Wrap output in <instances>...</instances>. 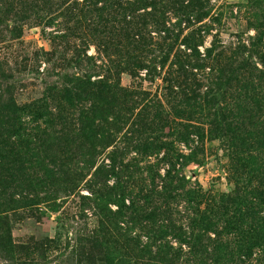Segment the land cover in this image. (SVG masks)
I'll return each instance as SVG.
<instances>
[{
	"label": "rangeland",
	"instance_id": "1",
	"mask_svg": "<svg viewBox=\"0 0 264 264\" xmlns=\"http://www.w3.org/2000/svg\"><path fill=\"white\" fill-rule=\"evenodd\" d=\"M175 1L0 0V71L31 110L20 168L0 170L16 248L0 264H264V187L197 106L241 103L228 61L263 70L264 0H208L198 23ZM88 78L109 88L61 94Z\"/></svg>",
	"mask_w": 264,
	"mask_h": 264
},
{
	"label": "trees",
	"instance_id": "2",
	"mask_svg": "<svg viewBox=\"0 0 264 264\" xmlns=\"http://www.w3.org/2000/svg\"><path fill=\"white\" fill-rule=\"evenodd\" d=\"M175 3L177 4L175 13L182 17L183 20L188 21L189 17L193 16L198 23L209 15L210 5L208 0H189L186 5L184 4V0H176ZM151 19L155 20L154 25L157 30L165 29L164 22L156 20V15H152ZM0 22H2L1 18ZM166 33L169 34V31L166 30ZM256 44H261L260 39L257 40ZM213 51H215L214 48L209 51V55ZM214 61H217V58ZM133 64L136 63H131V66ZM258 64H260L263 70L258 69L254 64L252 65L250 60L242 57L236 65L233 61H228L227 67L218 68V73L225 74L221 79L224 78L223 81L229 85V88H231V85L234 87V96H239L241 103L229 107L225 105V97L222 96L219 97L220 104L213 103L212 99L211 101L205 100L203 105L198 103L197 106H202L199 108L203 111V118L208 122L209 136L231 142L230 146L234 149L237 162L242 161L249 166V171L245 169L246 172L244 174L251 181H256L264 187V93H262L263 91L259 92V89L264 87L262 86L264 83V56L259 57ZM134 66L140 68L137 64ZM7 78L0 71V170L5 166H11L12 168L9 169L11 173L13 170L20 168L18 165L23 154L20 150L22 146L17 141L24 139L21 119L25 117V114L30 113L31 110L27 106L17 104L13 93H11V85L6 81ZM74 80L76 81H71L70 85L65 86L61 91V94L65 96L64 98L69 99L71 102L87 101L90 95L98 93L104 88L105 90L109 88L106 83L101 82L97 85L91 83L89 78L86 81L80 79ZM221 95L223 93L219 94V96ZM93 111L92 108L91 113ZM47 115L46 113L45 115L37 116ZM140 123H144V121L141 120ZM152 124H154V121H152ZM193 129L192 132L197 133L200 138V129L195 127ZM189 135L188 133L181 136L186 140ZM85 138L90 142L87 145L94 148L93 142H91L93 137L87 135ZM63 140H66V138H63ZM250 151L257 152V154L246 158L247 152ZM93 156H96V152L90 154V157ZM50 161L54 164L53 159ZM92 161L89 164L90 168L94 166ZM42 171L44 172L43 177L48 181L55 175L51 174L45 177L49 170ZM60 175L66 176V173L62 172L55 175L53 181L56 176L59 177ZM53 181L52 186L54 185ZM57 181L59 180L57 179ZM260 198L264 201V192L261 193ZM104 203L105 201L95 203L96 209L99 211ZM133 212L138 213V210L134 208ZM4 215L0 216V251L9 258L10 256L13 257L16 248L12 242L11 229L7 221L8 217ZM122 264L124 263L122 262ZM133 264H137V261H134Z\"/></svg>",
	"mask_w": 264,
	"mask_h": 264
}]
</instances>
